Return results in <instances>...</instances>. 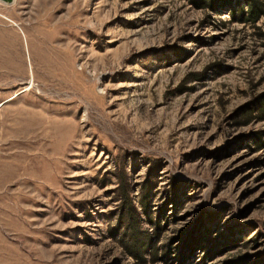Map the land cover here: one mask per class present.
I'll use <instances>...</instances> for the list:
<instances>
[{
	"label": "rangeland",
	"instance_id": "rangeland-1",
	"mask_svg": "<svg viewBox=\"0 0 264 264\" xmlns=\"http://www.w3.org/2000/svg\"><path fill=\"white\" fill-rule=\"evenodd\" d=\"M208 1H0V264H264V17Z\"/></svg>",
	"mask_w": 264,
	"mask_h": 264
},
{
	"label": "trees",
	"instance_id": "trees-1",
	"mask_svg": "<svg viewBox=\"0 0 264 264\" xmlns=\"http://www.w3.org/2000/svg\"><path fill=\"white\" fill-rule=\"evenodd\" d=\"M194 4L201 5L205 7V5H210L208 0H191ZM238 16L236 13H233V18L241 23H249L251 25H256L263 17H264V0H247L244 5H242L238 10ZM147 187H145L144 194L146 195ZM141 207L145 212H147L148 201L146 197H141ZM123 217L121 218L122 223H127V227L130 230L128 239L126 241V249L132 256L137 257L142 260L143 254L145 251V234L140 232L139 221L135 215L136 212V200L131 195V193L124 188L123 190ZM126 217V221H125ZM125 221V222H124ZM114 233L119 232L118 224L116 228L113 230ZM120 237V236H119ZM123 242L124 238L120 237Z\"/></svg>",
	"mask_w": 264,
	"mask_h": 264
},
{
	"label": "water",
	"instance_id": "water-1",
	"mask_svg": "<svg viewBox=\"0 0 264 264\" xmlns=\"http://www.w3.org/2000/svg\"><path fill=\"white\" fill-rule=\"evenodd\" d=\"M6 4H12L14 2V0H0Z\"/></svg>",
	"mask_w": 264,
	"mask_h": 264
}]
</instances>
